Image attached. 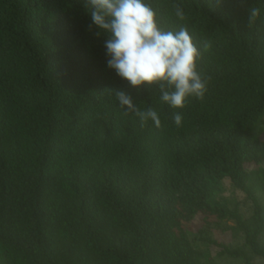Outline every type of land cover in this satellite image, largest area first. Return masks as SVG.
<instances>
[{
	"label": "trees",
	"instance_id": "16d2710c",
	"mask_svg": "<svg viewBox=\"0 0 264 264\" xmlns=\"http://www.w3.org/2000/svg\"><path fill=\"white\" fill-rule=\"evenodd\" d=\"M148 2L211 45L203 101L173 109L157 90L129 89L160 128L106 91L127 83L84 0H0V264H217L211 247L264 264V0Z\"/></svg>",
	"mask_w": 264,
	"mask_h": 264
},
{
	"label": "clouds",
	"instance_id": "9594fccd",
	"mask_svg": "<svg viewBox=\"0 0 264 264\" xmlns=\"http://www.w3.org/2000/svg\"><path fill=\"white\" fill-rule=\"evenodd\" d=\"M84 7L91 18L89 30L96 28L97 37H106L107 67L127 83V88L106 89L124 110L123 115L134 114L141 127L149 120L161 127L159 113L151 106L138 107L130 90L138 94L157 90L160 101L173 109L185 108L191 98L203 101L211 77L200 68V61L210 43L205 42L201 51L186 26L168 27L148 0H84ZM173 8L176 17L184 20L182 7L174 4ZM260 15L259 7L249 10V29ZM182 120L181 113L174 112L177 128Z\"/></svg>",
	"mask_w": 264,
	"mask_h": 264
},
{
	"label": "rangeland",
	"instance_id": "374dc122",
	"mask_svg": "<svg viewBox=\"0 0 264 264\" xmlns=\"http://www.w3.org/2000/svg\"><path fill=\"white\" fill-rule=\"evenodd\" d=\"M264 164V163H263ZM253 166L251 165L250 168H252ZM226 184H227V187H228V191L226 193L227 196L229 197H232L233 194L235 195V193H233V189L231 188V185H230V180L229 179H226ZM237 198L241 199L243 198V196L239 193H237L235 195ZM242 208L244 210V212L246 214H249L250 211H251V208H250V204H243L242 205ZM202 218L203 216L202 215H199L191 225H189V229L192 231V232H195L196 230L200 229L201 225H202ZM232 223V222H230ZM207 234H209L212 238L214 239H217L219 241H224V242H229L232 243V245H237V244H241L243 242V238H238V239H235V240H230L229 237H225L224 235H222L218 230L216 229H207ZM193 234V233H192ZM194 237V235H192V238ZM263 241H264V238H263ZM203 242V241H201ZM199 244L201 245V248L202 249H207V246L204 245V243H200L199 241ZM210 252H211V255L212 257L217 261V264H244L243 260L242 259H231V258H227V257H221L220 255H218L217 253V249L215 247H211L210 249Z\"/></svg>",
	"mask_w": 264,
	"mask_h": 264
}]
</instances>
